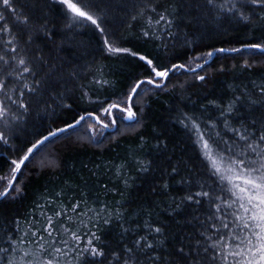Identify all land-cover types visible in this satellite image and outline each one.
Listing matches in <instances>:
<instances>
[{
    "label": "snow or ice",
    "instance_id": "obj_1",
    "mask_svg": "<svg viewBox=\"0 0 264 264\" xmlns=\"http://www.w3.org/2000/svg\"><path fill=\"white\" fill-rule=\"evenodd\" d=\"M114 2L115 8L110 3L109 10L127 12L129 0ZM53 5L61 10L66 32L77 27H93L103 37V50L110 57L138 58L146 66L147 74L130 83L123 99L110 103L107 108L102 107L99 111L103 118L96 114L97 109L86 110L83 114L76 113L71 121H63L62 127H49L46 133L36 132L32 140L17 149L23 154L11 160L9 174L0 176V184H3L0 200L9 197L14 200L23 194L19 175L42 149L54 145L58 139H68L64 134L71 135L72 130L87 124L85 135L96 140L97 126L118 129L117 112L122 114L120 120L129 122V127L133 124L142 127L136 97L141 91L145 94L153 90L175 93L178 87L184 89L183 84L168 87L174 71L191 73L196 81L206 85L212 74L199 75L197 69L203 70L207 58L214 53L239 54L250 49L264 56L262 31L258 39L250 40L240 48H215L190 57L191 63H172L168 67L131 48L122 47L119 39L113 38L115 32L107 31L108 12L100 9L95 0H52V4L48 0H30V7L29 0L24 3L0 0V142L4 144H8L17 128L27 122L34 103L37 108L43 104L45 111L54 112L52 104L62 110L72 109L71 104L63 103L64 97L60 93L50 96L51 104L43 99L49 87L48 74L53 69L48 65L44 71L47 61L36 42L53 41L57 34L49 18ZM131 7V20L144 22L142 36L161 40L167 49L164 34L167 33L170 40L176 39L171 31L177 14L173 0H164V3L139 0ZM184 7L189 9L186 13L189 23H196L198 16H207L214 20L264 25V0H189ZM201 60L204 62L200 63ZM192 63L196 66L192 67ZM243 68L251 70L254 65L245 61ZM95 82L108 83L102 79ZM144 85L150 87L142 88ZM231 90L233 94L227 101L213 98L201 105L205 113H215L209 114L206 120L181 111L179 106L170 109L175 113L176 122L194 135L193 144L198 149L197 156L203 168L204 175H193V169L186 178H181L180 183L185 185L184 195L179 202L172 201L175 205L172 211L182 207L197 212L203 210L202 219L193 217L199 222L196 233H170L165 221L151 219L133 230L125 227L123 213L118 210H109L105 206L99 211L81 212L79 201L64 205L53 199L49 203L57 206L49 209L53 212L51 216L42 210V219L29 221L30 226L22 235L0 236V258L4 264H264V83L253 82L252 88L245 85L243 90L235 87ZM177 99H185L182 92ZM109 117L111 119L105 123ZM140 139L143 144L142 135ZM56 151L53 147L48 156L38 162V167H58ZM137 166L145 172L150 167L143 161H137ZM171 171L178 174L179 170L172 166ZM167 188L165 183L163 189ZM114 220L120 221L122 238L134 231L130 243L124 241L122 245L112 247L93 230L101 222L111 225ZM17 225L19 231L18 221Z\"/></svg>",
    "mask_w": 264,
    "mask_h": 264
},
{
    "label": "trees",
    "instance_id": "obj_2",
    "mask_svg": "<svg viewBox=\"0 0 264 264\" xmlns=\"http://www.w3.org/2000/svg\"><path fill=\"white\" fill-rule=\"evenodd\" d=\"M48 2L52 4V0ZM138 2L129 0L128 10L123 12L109 10L110 3L115 8L114 0H95L100 9L108 12L107 31L115 32L113 38H118L122 47L131 48L141 55L149 56L157 64H166L168 67L172 63H191L190 57L215 48H240L250 40L258 39L264 31V25L259 22L245 24L235 20H214L207 16H198L196 23H189L190 18L186 16L189 9L184 7L189 0H173L177 14L171 31L175 33L176 39L170 40L165 33L163 39L168 43L166 49L161 40L142 36L143 21L131 20V6ZM20 3H24V0H20ZM49 18L57 33L54 42H36L47 61L44 71H47L48 65L53 69L48 74L49 87L43 99L51 104L50 96L60 93L64 97L63 103L71 104L72 109L62 110L52 104L54 112L45 111L43 104L37 108L34 103L27 122L17 128L10 142H0V176L9 174L11 160L23 154L17 149L32 140L36 132L46 133L49 127H62L63 121H71L76 113L83 114L86 110L97 109L96 114L103 118L99 110L123 99L130 83L147 74L146 66L138 58L110 57L103 50V37L93 27H77L72 32H66L58 6L51 7ZM207 59L204 69H197L199 75L206 72L212 74L206 85L196 81L191 73L174 71L170 75L168 87L183 84L184 89L178 87L175 93L153 90L145 94L141 91L135 103L141 110L142 127L135 124L129 127V122L120 120L122 114L117 112L118 129H104L98 140H90L85 135L87 124H84L72 130L71 135L64 134L68 139H58L54 145L42 149L19 175L18 183L24 188L23 194L14 200L11 197L0 200V236L22 235L29 228V221L42 219V210L51 216L53 212L49 209L57 206L49 203L53 199L57 204L62 202L64 205L79 201L81 212H87L88 209L99 211L105 206L109 210H118L123 213L125 227L133 230L151 219L165 221L170 233H196L199 222L193 217L202 219L203 210L197 212L193 208L182 207L172 211L175 208L172 201L179 202V198L184 195L185 185L180 183L181 178H186L193 169V175H204L203 168L197 156L198 149L193 144L194 135L176 122L175 113L170 109L179 106L181 111L206 120L209 114H215L205 113L201 108L208 99L227 101L233 94V87L243 90L245 85L252 88L253 82L264 83V56L250 49L239 54L216 52ZM245 61L253 64L254 68L244 69ZM195 66L192 63V67ZM221 68L225 71L219 72ZM98 79L108 83H96ZM145 87L150 86H142ZM181 92L185 99L178 100ZM110 119L105 120V123ZM53 147L57 150L58 167L40 169V155L44 153L43 158L47 157ZM137 161L148 163L149 170L141 171ZM172 166L178 168V174L172 173ZM165 183L168 184L166 190L163 189ZM2 187L3 184H0ZM57 193L61 195L57 197ZM89 215L94 217L93 213ZM84 219L87 222L88 217ZM119 223L114 220L113 224L104 225L101 222L93 230L97 231L104 243L112 247L122 245L124 241L130 243L134 231L122 238ZM88 227L92 225L88 224ZM0 264H4L3 258H0Z\"/></svg>",
    "mask_w": 264,
    "mask_h": 264
},
{
    "label": "rangeland",
    "instance_id": "obj_3",
    "mask_svg": "<svg viewBox=\"0 0 264 264\" xmlns=\"http://www.w3.org/2000/svg\"><path fill=\"white\" fill-rule=\"evenodd\" d=\"M147 87V86H146ZM145 87V88H146ZM108 106H106L105 108H107ZM105 130L104 129H101L100 127H97V130H96V140H98L100 137H101V132L103 133ZM40 157H44V153L40 155Z\"/></svg>",
    "mask_w": 264,
    "mask_h": 264
}]
</instances>
